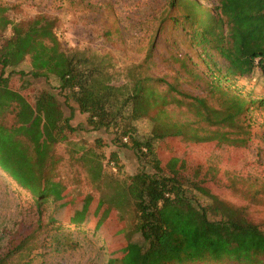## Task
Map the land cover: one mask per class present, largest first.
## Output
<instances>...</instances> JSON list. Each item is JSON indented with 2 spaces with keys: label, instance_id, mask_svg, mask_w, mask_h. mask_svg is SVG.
I'll return each mask as SVG.
<instances>
[{
  "label": "trees",
  "instance_id": "trees-1",
  "mask_svg": "<svg viewBox=\"0 0 264 264\" xmlns=\"http://www.w3.org/2000/svg\"><path fill=\"white\" fill-rule=\"evenodd\" d=\"M19 7L12 5L15 11ZM167 7L172 12L163 20H171L174 29L183 26L189 45L206 67L200 71L192 56L178 55V72L201 82L202 94L186 92L176 82L150 72L154 38L142 61L129 65L122 72L124 82L116 85L113 65L103 55L65 48L56 33L57 17L37 13L18 18L1 0L0 68L18 81L29 75L54 77L65 100L75 103L89 126L112 128L119 143L129 141L136 148L142 166L126 182L112 181L123 185L122 190L117 187V196H123L127 218L104 197L100 199L101 222L115 209L116 222L124 226V246L110 251L106 264H264V227L250 213L252 207L264 206V176L251 184L240 175L231 176L227 188L243 204L217 196L200 204L190 189L203 190L185 153L173 148L166 157L157 144L181 136L192 143L249 146L253 112L264 111V96L247 99L224 84L246 78L256 69L264 76V0H169ZM26 59L29 72L18 69ZM2 76L0 172L32 195L38 226L43 223L49 232L68 221L84 227L82 232L92 229L106 244L110 239L105 225L86 217V207L62 217L55 202L62 198L55 181L61 161L57 146L76 131L71 124L74 109L66 115L58 96L45 89L31 101ZM147 117L152 122L150 136L140 141L134 122ZM93 172L96 179L104 177L99 162ZM43 210L48 213L46 220L41 218ZM37 237L32 232L14 248L0 252V264H22Z\"/></svg>",
  "mask_w": 264,
  "mask_h": 264
},
{
  "label": "rangeland",
  "instance_id": "rangeland-1",
  "mask_svg": "<svg viewBox=\"0 0 264 264\" xmlns=\"http://www.w3.org/2000/svg\"><path fill=\"white\" fill-rule=\"evenodd\" d=\"M1 1L18 18L34 16L37 13L57 17L60 27L56 33L65 48L103 55L113 65L110 71L116 75L113 78L116 85L124 82L122 72L129 65L142 61L154 38L150 72L158 78L176 82L180 89L191 94L204 92L201 82L190 80L183 72H178V55L192 56L200 71H206V67L189 45L183 26L174 29L171 20H163L172 12L168 11L169 0ZM16 3L20 5L18 11L12 8ZM159 27L162 30L157 31ZM18 69L29 72V59L22 62ZM0 75L7 77L8 85L20 87L31 101L35 94L45 89L58 96L66 115L70 108L74 109L71 124L76 131L69 135L67 141L57 146L61 161L58 165L60 176L55 181L61 186L62 198L55 202L60 205L62 217H68L72 212L86 207L84 215L96 224L105 225V235L110 239L103 244L92 229L82 232L84 227L80 228L66 220L62 228L49 232L43 223L42 227L38 226L39 213L32 206V195L20 189L0 172V252L14 248L33 232L38 237L34 241L30 256L22 264L28 259L31 260L28 264H106L109 252L124 246V226L116 222L119 215L115 209L104 216L103 223L101 222L103 209L100 199L101 196L104 197L127 218L128 210L123 196H117V187L122 190L123 185H114L112 181L122 184L142 166L136 148L129 141L119 143L112 128L94 129L89 126L86 115L76 109L75 103L65 100L54 77L45 79L29 75L18 81L15 75L10 76L8 70L2 71V68ZM224 85L247 99L264 96V76L258 69L246 78H236ZM253 117L255 123L248 147H233L218 142L195 143L194 138L189 136L187 138L193 143L181 136L158 140V149L166 157L169 149L173 148L185 153L189 170L191 174L198 176L203 190L200 192L190 189L191 195L200 204L208 202L211 196L221 197L238 205L243 204L230 193L227 188L228 180L232 175H240L251 184L255 182V178L264 176V111H254ZM134 125L136 137L140 141L149 138L152 122L148 117L135 121ZM113 153L116 157H113ZM164 159L166 160L165 157ZM97 162L101 164L104 176L100 179H96L93 172V166ZM250 211L253 219L264 227V206L252 207ZM47 214L43 210L41 218L46 220Z\"/></svg>",
  "mask_w": 264,
  "mask_h": 264
},
{
  "label": "built area",
  "instance_id": "built-area-1",
  "mask_svg": "<svg viewBox=\"0 0 264 264\" xmlns=\"http://www.w3.org/2000/svg\"><path fill=\"white\" fill-rule=\"evenodd\" d=\"M125 141H126V139H125Z\"/></svg>",
  "mask_w": 264,
  "mask_h": 264
}]
</instances>
